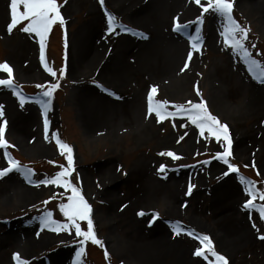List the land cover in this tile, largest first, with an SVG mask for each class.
I'll return each instance as SVG.
<instances>
[{"label":"rangeland","instance_id":"374dc122","mask_svg":"<svg viewBox=\"0 0 264 264\" xmlns=\"http://www.w3.org/2000/svg\"><path fill=\"white\" fill-rule=\"evenodd\" d=\"M177 1L192 17H173L168 22L165 33L174 34L175 40L168 48L178 50V56L164 79L155 75L159 65L142 57L154 39L151 24L141 18L143 14L129 18L127 12H119L115 8L118 0H104L103 6L100 0H57L65 23L54 24L46 36L44 62L39 38L21 30L28 21H21L9 33L10 0L5 1L0 14V64L12 68L13 84L34 96V101L21 104L13 88L0 85V125L5 126V138L11 145L0 149V170L8 167L5 151L24 169L32 170L30 174L13 170L0 177V264H17L14 254L28 264H74L77 260L83 238L75 235L74 228L57 232L42 227L45 212H51L55 221L67 223L59 205L67 203L71 191L41 183L59 172L61 165L67 167L66 153L62 154L57 138L72 149L74 170L69 179L91 205L94 232L101 241L83 245L81 264H215L211 253H206L207 259L194 255L202 247L196 238L201 235L212 240L215 251L228 264H264V239H260L264 219L258 210L244 209L251 197L240 181V176L250 179L257 192H264V81L255 78L240 54L224 42L219 15L210 11L203 13L202 23H191L201 16L200 5L195 0ZM249 1L233 0L232 16L250 29L245 46L264 65V7L255 11ZM201 3L206 5V0ZM106 11L117 21L111 32ZM177 19L187 25L181 32L174 31ZM197 28L200 43L194 50L190 37L197 36ZM86 34L100 44V59L88 63L81 57ZM121 42L120 61L130 68L127 78L121 82L114 75L102 79L99 73L107 72L102 65ZM22 44L23 53L16 56ZM189 51L193 52L190 61ZM185 62L189 67L181 71ZM45 64L57 75L52 76ZM0 79H9L2 69ZM52 83L59 87L51 97L44 96ZM153 86L157 87L154 99L168 101L169 111L176 110L172 105L188 100L206 102L208 111L228 126L232 140L229 162L237 166L238 173L215 158L227 146L223 139L217 141L207 132L201 136L185 115L159 120L155 113H148L147 96ZM6 94L17 101L13 97L8 104ZM99 94L114 99H104L99 106L114 115L110 122L95 120L93 102ZM136 97L138 106L130 109L126 104ZM98 112L100 117V109ZM14 121L17 126L28 123L31 133H16L11 129ZM167 152L180 158L161 155ZM161 165L165 166L163 172L159 171ZM167 185L175 193L172 199L166 195L172 201L160 189ZM233 192L238 194L234 202L227 198ZM143 198L145 202L135 203ZM254 203L261 205L264 200L257 196ZM79 223L86 231L87 222ZM177 224L182 229L179 234L173 231ZM156 236L165 239V253L149 245ZM107 238L115 244L105 245Z\"/></svg>","mask_w":264,"mask_h":264},{"label":"snow or ice","instance_id":"6c2138e0","mask_svg":"<svg viewBox=\"0 0 264 264\" xmlns=\"http://www.w3.org/2000/svg\"><path fill=\"white\" fill-rule=\"evenodd\" d=\"M104 0H100L101 6H103ZM197 5H200L202 9L201 16L197 17L196 21H192L191 23H202L203 22V13H215L219 15L222 20V28L223 31L221 35L224 37V42L229 44L233 51L240 54L241 59L247 64L248 71L253 74L255 78H259L264 81V65L260 63L259 60L254 59L252 57L251 52L245 46V41L247 40L248 32L250 29L242 27L232 16L233 11V0H206V5L201 3V0H195ZM23 5V11H19V6ZM108 17V29L109 31H113L117 26L116 18L107 13ZM21 21H28L26 26H24L21 30L25 33H34L39 38V51H40V60L44 62L45 60V39L52 26L59 22V24L63 25L65 23L63 16L60 12V5L57 0H10V23L7 28L9 33L20 24ZM187 27L186 24H182L178 21V19L174 23V31L181 32L183 29ZM197 36L190 37L192 44L191 47L194 50H198V46L200 43L199 31L197 28ZM255 47V45H253ZM257 55H260L259 53ZM193 52L189 51L187 54V60L190 61L192 59ZM46 69L51 73L52 76H56L57 73L53 71L51 68ZM188 62H185L183 68H188ZM0 69L6 72L9 76V79H0V85L15 89V85L12 82V68L7 63L0 64ZM64 75V69L62 68L60 71V76ZM37 87H43L38 85ZM59 87L58 83H52L48 85V90L43 93L44 96L51 97L53 92ZM157 93V87L153 86L148 93L147 96V111L149 114L155 113V116L159 120L166 119L167 117H176L185 115L191 121L193 125H195L200 130V135L204 136L205 132H207L211 137H214L217 141L223 139L226 142V147H224V151L222 153L216 154V159L221 160L224 164L228 166V169L232 173H238L237 166L231 164L229 162V157L232 155L231 153V145L232 140L229 135L228 126L226 124H221L216 116H213L206 106V102L201 98L200 102H193L192 100H188L187 104H176L172 105L176 110L169 111V102L164 100H155L154 97ZM19 95V93H17ZM196 95L200 96L199 88H196ZM21 104L24 103V97L20 96ZM46 108L47 105L45 104ZM2 109V106H0ZM0 117H3V111L0 110ZM6 125V121L4 122ZM45 132L47 133L48 122L45 120L44 123ZM47 138V137H46ZM57 144L61 149H63V153H66L67 167L61 165V170L57 172L53 177L47 178L41 183L43 184H51L57 185L62 188L71 191V195L67 197V203H61L59 205L60 211L63 216L66 218L67 223H61L55 221L52 218L51 212H45L44 217L42 219V227L50 228L52 231H69L71 228L75 229V235L77 237H82L83 239L79 241L81 247L76 253L77 260L74 261V264H81L80 257L84 254L83 245L91 241L93 244H101V241L97 238L96 233L94 232L93 221L91 219V205L82 195L80 189H78L75 185H73L69 179L72 174L73 169V156L72 149L66 143H62L59 138H57ZM9 142L5 138V126L0 125V149H7L10 147ZM5 157L8 160V167L0 170V177H3L7 173L16 170L20 172L31 173V169H24L22 165L11 156L4 152ZM161 155L172 156L174 159H179L180 157L175 156L171 152L161 153ZM204 163H207L205 161ZM159 171H165V166L161 165ZM228 173H225L227 175ZM240 181L245 185V192L248 194L251 199H248L243 207L246 210H258L260 218L264 219V204L256 205L254 200L257 196L261 200H264V192H257L254 187V182L250 179H247L243 176H240ZM192 185H189L188 194H191ZM47 203V201L45 202ZM140 215H144L143 212L139 213ZM155 213L153 216L155 217ZM79 221L87 222V230H82ZM176 234H179L182 231L179 224L173 229ZM188 235H195L193 232H188ZM199 239L202 247H198L195 250L194 255L197 257H204L207 259L206 253H211V256L215 258V264H228V261L225 259L223 255L218 254L214 247L212 240L207 235H201L196 237ZM260 239H264V236H261ZM108 257L107 251L105 252V258ZM13 259L17 261V264H28L27 261L22 260L19 254H14ZM211 264V262H210Z\"/></svg>","mask_w":264,"mask_h":264},{"label":"bare ground","instance_id":"6f19581e","mask_svg":"<svg viewBox=\"0 0 264 264\" xmlns=\"http://www.w3.org/2000/svg\"><path fill=\"white\" fill-rule=\"evenodd\" d=\"M5 1L6 0H0V14L2 12L1 11L2 6L6 3ZM256 1L257 0H252V1L250 0L249 2L252 3L251 6L254 7L253 9L255 11H259L261 9V7L262 8L264 7V0H262L261 3L259 1H257V2ZM251 6H250V8H251ZM115 8L119 12H124V11L127 12L126 15L129 18H133V17H136V16L143 14V17H141V18L145 19L144 21H146V24H151L152 33L154 34V39H153V41L148 43L149 46L147 48H145V50L143 51V53H142L143 54V56H142L143 61L147 60V61L155 62L160 67V68H155V70H156L155 75L160 74L159 76H162L161 79L167 78L171 72V69H173V67L177 63V56H178V50L177 51L173 50L170 52V49L168 48V47L172 46V44H175V40L173 38L174 34H170V36H167V34L165 33L166 29L168 27L167 25H168V22L170 21V19H172L173 17L179 16V18L184 19V20L189 19L187 17L189 15L191 16V14L188 13L189 12V11H187L188 8L185 9V7L180 5L177 0H172V2H170V3H166L164 0H118V3L116 4ZM87 35H88V37H87L88 39H87V42L85 44V49H83L84 51L82 53L80 52L81 57H84L86 63H88L92 60L94 61V60L100 59V55H98V50L100 47L98 39L94 38V36L92 34H86V36ZM149 37H151V34L149 35ZM163 43L166 45V46H164V48L162 45ZM122 45H124L123 42H121L118 45V48H116L115 51L110 50L108 60L106 62H104V64L101 67V69H105L107 72L106 73L100 72L98 75V76H101L102 79L106 80L108 78V80H110V76L114 75V76H116V80L117 81L119 80L121 82L123 79L127 78V76H128L127 73L130 71V68H129V66H126L125 64H123L120 61L121 52H123L121 49ZM23 46H24V44H22V46L20 45L21 49H18L17 52L15 51L14 54L16 56L18 54L23 53V50H24ZM158 61H160V63H158ZM17 72L21 73L23 75L26 74L25 73L26 71H23L22 69H18ZM175 75L173 76V78H176ZM170 77H171V75H170ZM172 88H174V87H172ZM98 96L99 97L95 98L96 101L93 102V103H96V108H97L96 109L97 112H95L96 114H94L95 120L96 121L100 120V121H104V122H106V121L110 122V119L113 120L115 118L114 115L112 113L110 114L108 110L99 108V106H101V104H102L101 102H105V101H103L104 99L107 100L108 102H113L114 99L110 98L109 95H108L109 97L106 95H103V94H99ZM13 97H14V95H13ZM13 97H11L10 94H8V95L6 94L4 96V98H5V100H7L8 104H11L10 102H11V100H13ZM92 98H94V97H92ZM86 99L89 102H92L91 97L90 98L86 97ZM15 101H17L16 98H15ZM262 101H263L262 103H264V99ZM137 102H138V99L136 97L133 100H131L130 102H128L126 105L128 107L130 106L131 107L130 109H132V108L136 109L135 106L136 107L138 106ZM86 105H88V104L86 103ZM107 107L108 106H106V108ZM99 109H100V117H99V112H98ZM32 115L33 114L31 113V116ZM31 116L29 114V117H31ZM27 124L28 123H22L19 126H17V124L14 121L11 125L12 126L11 129L14 130L16 133L19 132V133H22V134L24 133V134L28 135V132L31 133V129L30 128L27 129V127H26ZM21 148L23 150L25 149L26 151H28L27 147L21 146ZM161 186H165V185H162V183H161ZM161 186H160V189L164 193L165 197H167L166 195H171L172 196L171 199L174 198L175 193L169 187V185H167V188H164V187L162 188ZM222 189L224 190V189H226V187H224ZM107 192L109 193V190ZM222 192H224V191H222ZM107 195L109 196V194H107ZM218 196H219V193H218ZM237 197H238V194L233 192L232 195H230L227 198L229 200L231 199L234 202L237 199ZM171 199H169V201H172ZM137 202L143 203V202H145V198H143L142 200L141 199L135 200V203H137ZM230 223H231V221H230ZM219 239H222V235H221V237H219ZM238 239L239 238H237V240ZM164 241H165V239H163V237L156 236L155 239L151 240L149 245L158 248L161 253H165L167 251V245L164 243ZM106 242H107V245L114 243V242L110 241V239H108V238L106 239ZM145 247L146 246H144V248ZM146 248H148V247H146Z\"/></svg>","mask_w":264,"mask_h":264}]
</instances>
